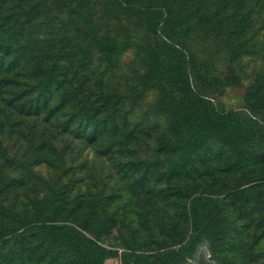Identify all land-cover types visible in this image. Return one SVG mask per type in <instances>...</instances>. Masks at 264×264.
<instances>
[{"label": "trees", "instance_id": "obj_1", "mask_svg": "<svg viewBox=\"0 0 264 264\" xmlns=\"http://www.w3.org/2000/svg\"><path fill=\"white\" fill-rule=\"evenodd\" d=\"M35 9L29 0H0V41L3 37L11 41L5 46L0 44V77H8L0 79V126L14 119V130L22 137L26 129L30 142L40 138L41 153H48L44 130L33 131L23 124L24 119L73 108L74 116L91 126V132L82 135L86 141L98 143L111 134L119 136V97L110 93L99 101L102 93L95 94L91 86L93 70L83 69L89 58L81 48L74 52L81 53L79 60L84 65L74 64L75 54L65 49L71 38L65 34L63 40L52 20H32ZM92 40L105 45L107 54H114L113 43L98 36ZM71 43L70 47L77 44ZM154 67L156 73L169 80L168 89L162 92L165 106L162 103L158 110L170 116L166 131L172 130L176 140L157 149L171 157L168 170L160 163L147 166L145 172L152 181L151 197L157 205L155 213L149 209L144 214L145 220H151L146 229L152 236L162 237L157 259L147 264H190L188 259L195 258L203 243L217 264H264V120L241 110H216L210 100L191 88L181 62L166 59ZM25 79L32 82L25 83ZM6 86L11 92H3ZM29 88L31 93L38 91V96L26 100ZM55 94L60 101L52 106ZM48 121L49 117L45 118L44 122ZM156 124L162 125V120ZM144 132L147 134L149 129ZM138 137L124 134L110 143L125 149L122 154L132 156L137 153L132 144ZM142 165L139 158L120 165L118 172L132 194L138 184L129 183L125 171L135 177ZM30 175L31 171H24L21 179L6 181L0 187V264H103L97 241L79 230L70 218L75 207H70L71 214L66 212L69 185L64 189L48 184L50 195L42 203L44 208L19 204L17 199ZM107 193L80 196L91 199L87 207L81 204L86 209V222L92 218V207L97 216L113 203V214L106 223L115 225L126 217L119 214L124 202L119 197L124 194ZM132 218L131 222H136ZM135 228L138 230V226ZM170 234L179 236L178 249L174 248L177 243L166 239Z\"/></svg>", "mask_w": 264, "mask_h": 264}, {"label": "rangeland", "instance_id": "obj_2", "mask_svg": "<svg viewBox=\"0 0 264 264\" xmlns=\"http://www.w3.org/2000/svg\"><path fill=\"white\" fill-rule=\"evenodd\" d=\"M29 2L37 10L32 20H52L63 40L65 34L71 38L65 49L75 54L74 64L84 65L83 60H79L81 53L74 52L82 48L89 58L83 69L93 70L90 72L94 78L91 86L95 94L102 93L99 101L110 93L119 97L120 135L111 134L98 143L86 141L82 135L91 132V126L86 120L77 119L73 108L54 111L52 116L30 115L23 124L33 131L44 130L48 153H41L40 138L30 142L26 129L21 137L11 126L14 119L4 121L0 126V187L6 181L21 179L24 171H31L17 200L20 205L28 203V207L39 209L45 207L42 203L50 195L48 184L64 189L69 185L71 195L66 212L71 214L70 207H75L70 218L79 230L97 241L103 264H147L156 260L162 237L152 236L146 229L151 220H145L144 214L149 209L151 214L155 213L157 205L151 197L152 181H148L145 172L147 166L160 163L168 170L171 157L157 149L175 142L176 136L172 130L166 131L170 116L158 110L162 103L165 106L163 93L168 89L169 80L156 73L154 64L166 59L185 64L191 88L210 100L216 110H241L264 120V0ZM42 30L46 32L45 27ZM97 36L113 43L114 54H107L105 45L92 40ZM71 41L77 44L70 47ZM10 42L3 37L0 44L5 46ZM29 81L25 79V83ZM10 88L4 87L3 92H11ZM27 91L30 93L26 100L38 96L35 89L32 93L30 88ZM3 96L8 99L5 94ZM51 100L52 106L57 104L58 94ZM166 104L169 105V100ZM47 117L49 121L45 123ZM158 119L162 120V125L156 126ZM108 124L110 128L112 121ZM145 129H149L147 134ZM124 134L139 136L132 144L137 150L135 155L122 154L125 149L111 145L112 138ZM109 149L112 152L109 153ZM134 158H139L143 165L135 177L125 171L129 183L138 184L132 194L128 182L125 183L118 171L120 165ZM91 192L124 194L119 197L121 201L130 202L121 203L119 214L126 217L115 225L106 223L113 214V203L97 216L92 207L89 213L92 218L86 222V209L81 204L84 202L87 207L91 199L80 196H88ZM64 199L67 198L64 196ZM132 216L136 219L134 223ZM166 239L177 243L174 248H179L178 235L170 234ZM199 251L213 260L207 244L203 243L195 258L188 259L190 264H195Z\"/></svg>", "mask_w": 264, "mask_h": 264}, {"label": "bare ground", "instance_id": "obj_3", "mask_svg": "<svg viewBox=\"0 0 264 264\" xmlns=\"http://www.w3.org/2000/svg\"><path fill=\"white\" fill-rule=\"evenodd\" d=\"M197 260H198V262H196V264H199V263L205 264V263H207V255H206V253L203 252V251H199L198 256H197Z\"/></svg>", "mask_w": 264, "mask_h": 264}, {"label": "water", "instance_id": "obj_4", "mask_svg": "<svg viewBox=\"0 0 264 264\" xmlns=\"http://www.w3.org/2000/svg\"><path fill=\"white\" fill-rule=\"evenodd\" d=\"M198 256V255H197ZM196 260H197V257H196ZM196 262H198V260L197 261H195V264H196ZM199 264H202V263H199ZM205 264H216L213 260H211V259H209L208 257H207V263H205Z\"/></svg>", "mask_w": 264, "mask_h": 264}]
</instances>
